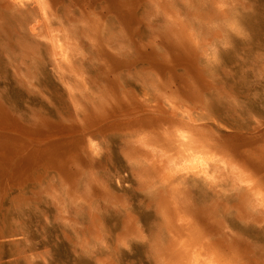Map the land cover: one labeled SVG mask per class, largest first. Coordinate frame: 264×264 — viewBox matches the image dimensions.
<instances>
[{
	"label": "bare ground",
	"instance_id": "bare-ground-1",
	"mask_svg": "<svg viewBox=\"0 0 264 264\" xmlns=\"http://www.w3.org/2000/svg\"><path fill=\"white\" fill-rule=\"evenodd\" d=\"M14 1L4 4L12 7ZM28 1L29 7L0 8L2 61L15 90L27 96L34 89L48 94L39 84L47 80L48 67V80L55 74L67 101L52 114L0 94V243L8 242L15 257L22 254L24 214H32V202L44 198L56 207L55 218L75 230L78 245L115 250L102 238L94 200L124 197L111 192L105 172L97 173L94 155L118 142L137 188L159 217L147 238L157 264H264V139L251 150L249 143L221 139L219 130L250 136L262 115L264 100L242 111L229 94L254 66L255 53L262 56L259 43L240 47L250 6L243 0H145L131 13L133 20L99 24L63 18L49 0ZM157 37L166 42L164 49ZM96 45L102 53L86 59L84 53ZM97 59L103 69L94 77L86 62L96 65ZM170 71L179 85L170 81ZM252 78L255 94L264 98V66L255 68ZM192 188L201 209L186 205ZM85 202L88 223L79 231ZM237 218L242 225H263L256 238L238 239L244 246L227 236ZM120 226L124 237L142 235L132 212ZM106 252L102 249L95 263L118 264Z\"/></svg>",
	"mask_w": 264,
	"mask_h": 264
},
{
	"label": "rangeland",
	"instance_id": "rangeland-1",
	"mask_svg": "<svg viewBox=\"0 0 264 264\" xmlns=\"http://www.w3.org/2000/svg\"><path fill=\"white\" fill-rule=\"evenodd\" d=\"M243 1L247 6H250L249 11L252 13V15L248 17V25L246 27L245 34L241 37L242 40L240 42H242V44H240V47H245L246 43H249L250 41L255 42V44L259 43V48L262 56L258 57L256 55V49H253L251 51V53H255V56L252 59L254 66H251L250 68H247L245 70L244 80L237 82L236 86H233V89H231L232 91L231 93L229 92V94L230 97L234 100L235 106L237 108L242 107V111H247L244 109H247V104H249L250 102H261L264 100L263 97L259 98L255 94L258 89L255 87V84H253L254 79L252 78L254 69H259L260 67L264 66V0ZM125 2L130 3L129 6H126ZM49 3H51V9L53 10V13L61 11L60 14H64L63 18L81 17L82 20L88 23L93 22L101 24L104 21L109 20H114L118 23L129 22V20H133V16L131 13L135 12L133 14H136V10L142 8L141 6L145 4V0H49ZM15 5L24 8L29 7L30 2L28 0H15L13 6ZM132 6L135 7V9L133 11H130V8ZM12 7H9L4 4V0H0L1 10L7 11ZM52 18L54 24L56 16L54 15L52 16ZM156 41H159L158 44L162 49H164L167 45L165 41L161 42L159 37L156 38ZM101 53L102 52L101 50H99V45H96V47L92 48L87 53L85 52L84 54L86 56V59H89L91 56H96ZM223 58L225 57L223 56ZM88 61L86 62V64L88 63L87 65L88 70L90 69V74L94 75L95 77L97 73H101L103 68L100 66V61L98 59L95 61L96 65H93L92 61L91 63L90 60ZM180 70H183V68ZM47 71L48 67H46L45 71H43V74H46L44 75L46 76L47 80L44 81L42 79L43 81L39 84L40 87L43 88L45 92L44 94H48L44 97L43 95L38 94V91L34 89V92H30L29 96H27V93H25V91L15 90L18 85L16 84L15 80L10 77L9 69L6 67L4 61H2V55L0 53V94L2 95L4 93L2 96L8 100L10 98H7V95L12 97L13 100L14 98H18L20 104L18 102L17 103L20 106H22V103L27 100L31 104H36L37 106L35 105V108H39L45 113L51 112L53 114L56 112V110H58V107H61L60 109H62L63 105L66 104L65 102L67 100L64 101L63 94H67L65 92L64 84H58V82L55 80L57 77L54 78L55 74L53 72H48L54 74L53 78L51 80H48ZM183 72L187 73L190 78L193 77V74L189 69L188 71L183 70L182 73ZM87 74L89 73H86V76ZM168 74L170 81L174 82V85H179V76H177L171 71ZM227 77L230 78L228 73H225L223 75L224 84L226 83L225 79H227ZM74 78L70 81L74 80ZM91 78L93 77H89V75L87 76V80L89 79L90 81ZM166 78L167 76L164 77V80ZM191 81L196 80L193 77ZM90 83L91 84L89 85L91 86L93 84L92 80ZM54 85L57 86V89H55L56 87H54ZM63 88L64 90H62ZM59 90L62 93L64 91V93L60 95L61 92ZM82 91L84 92V90ZM22 92L25 94L22 95ZM51 100L53 102H50ZM36 101L39 104H37ZM44 102L46 104H44ZM59 103H63V105H59ZM261 111L262 115L257 116V129L252 135H238L234 133V130L225 127H220L219 130L221 132V139L232 142L234 141L236 143H249L251 144L249 146L251 150L257 148L258 146H261L263 141L258 140L264 139V107H261ZM109 146L110 145H108L107 148H102L97 154L94 155V160L97 161L98 164H100V168L97 170L98 172H96L106 173L105 176L108 177L112 182V184H110L111 188L109 187V189H111V192L113 193L116 192V196L120 192L119 194L124 197V201L123 199H116L114 197L107 198L104 195H100L99 197L95 198L94 206L96 208V206L99 205L97 207V210L99 209V217H101V222L103 221V224H101L102 228L104 229V234L102 238L103 240L105 239V243L108 244V246H115V250H112L109 247H103L100 244H96L94 245L96 246V248H92V250L90 249L89 251V248H84L81 245H78L79 243H77V241L74 239L75 230H72V227H69L68 225L67 228L63 224L59 216L55 218V216L57 215L56 207L53 205L52 209V204L46 203L44 201V198H42L41 201H37L38 203L32 202L34 206L29 209L32 214H29L28 212L24 214V229L26 233L24 239L22 238L23 242H21L23 245L22 254H16L17 256L15 257L11 245L6 241L2 242L0 243V264H26V259L30 260L32 264H96L95 257L101 254L102 249H104L105 252L108 250L106 253L113 255V260H115L118 264H157V262L152 259V253L150 246L148 245L147 238L149 235V231L153 228V223H155L156 220L159 219L158 214L156 213V211H154V207L152 205L150 206L147 197H144L142 191L137 188L136 181H134L135 178L130 175V168L123 156V153L121 152V150L123 149L121 147L122 145L116 142L114 145L111 144V147ZM123 177H125L124 180ZM127 177H129L130 179H127ZM119 178L122 180L123 183L120 181ZM122 187L124 188V190L122 189ZM122 190L125 194H123ZM189 193L190 194L188 196V199L186 200L187 207L191 210L201 209V205L197 203L198 194L196 193L194 188H192ZM108 199L113 200V203L109 202ZM87 204H89V202H85L84 209L82 211L83 213L81 212L82 216L80 218V221L82 222V225L80 224L77 227L79 231H81V227H83L85 224L87 225L88 223L86 214L84 213ZM35 206L37 209L35 208ZM100 207L102 210H100ZM72 208L73 206L71 204L67 205V210L70 213L69 217L73 216ZM120 211H123V214H121ZM127 212H132V216H135L136 225L139 226L140 229H142V235H139L137 232H135L132 235L128 234L127 237L126 235L124 237V235L122 234V229H120V225H122V219L123 217H125ZM153 218L155 221L153 220ZM242 224L243 221H241L240 218H237L236 227H234L235 229H233V233L227 231V236L231 239V241H237L242 246H244V244L238 239H252L254 237L256 238L258 236V232L263 228V225L247 226L246 224ZM106 232L109 233L107 234ZM238 232H241L242 234H238ZM120 234L123 239L121 238ZM144 235L147 237H145ZM119 239L121 240L119 241Z\"/></svg>",
	"mask_w": 264,
	"mask_h": 264
}]
</instances>
